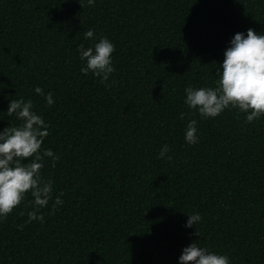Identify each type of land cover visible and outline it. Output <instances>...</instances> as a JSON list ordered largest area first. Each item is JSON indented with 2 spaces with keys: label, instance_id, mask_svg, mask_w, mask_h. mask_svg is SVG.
I'll return each instance as SVG.
<instances>
[{
  "label": "trees",
  "instance_id": "16d2710c",
  "mask_svg": "<svg viewBox=\"0 0 264 264\" xmlns=\"http://www.w3.org/2000/svg\"><path fill=\"white\" fill-rule=\"evenodd\" d=\"M89 28L115 45L107 87L80 72ZM248 28L264 32V0H0V130L20 123L11 98L32 100L59 156L40 171L64 201L25 223L26 193L0 218V264H180L198 239L230 264H264V116L201 118L184 103ZM193 211L200 235L184 226Z\"/></svg>",
  "mask_w": 264,
  "mask_h": 264
},
{
  "label": "clouds",
  "instance_id": "9594fccd",
  "mask_svg": "<svg viewBox=\"0 0 264 264\" xmlns=\"http://www.w3.org/2000/svg\"><path fill=\"white\" fill-rule=\"evenodd\" d=\"M87 3L91 5L94 0H87ZM84 39H91L93 44L88 47L81 44L78 48L82 62L80 72H91L107 87L109 75L115 71L111 55L115 45L106 36L97 38L91 28L84 32ZM215 72L214 86L185 87L184 103L189 109L195 110L201 118H209L218 116L227 108H237L244 113L246 123L264 116V32L257 33L252 28H248L246 34L236 32ZM34 92L41 95L48 105L54 103L51 91L45 93L36 86ZM6 113L10 117L15 116L20 123L0 130V218L12 212L25 194L30 193L32 199L29 203L33 207L27 212L25 223L32 220L43 222L40 209L47 207L50 200L53 208L64 203L63 193L53 198V181L43 178L40 171L45 158H51L53 165L59 159L51 148H42L49 126L42 114L34 110L31 99L11 98ZM180 115L183 117L185 114ZM197 124L194 118L187 122L184 140L188 144L198 142ZM168 152L169 146L164 144L158 156L165 157ZM201 219L197 211L187 213L184 226H197ZM194 234H201L198 226ZM178 260L180 264H230L226 253L202 246L199 239L183 247Z\"/></svg>",
  "mask_w": 264,
  "mask_h": 264
}]
</instances>
